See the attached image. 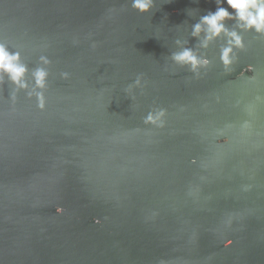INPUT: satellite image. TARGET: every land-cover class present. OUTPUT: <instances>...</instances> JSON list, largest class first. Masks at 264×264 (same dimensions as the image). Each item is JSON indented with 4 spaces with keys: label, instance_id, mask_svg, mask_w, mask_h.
Returning <instances> with one entry per match:
<instances>
[{
    "label": "water",
    "instance_id": "water-1",
    "mask_svg": "<svg viewBox=\"0 0 264 264\" xmlns=\"http://www.w3.org/2000/svg\"><path fill=\"white\" fill-rule=\"evenodd\" d=\"M210 10L0 0V42L29 72L51 61L43 112L0 86V264H264V41L243 34L248 50L224 74V39L203 49L191 36ZM182 47L210 60L199 77L172 61ZM153 107L167 109L164 128L143 124ZM228 213L242 231H224Z\"/></svg>",
    "mask_w": 264,
    "mask_h": 264
},
{
    "label": "clouds",
    "instance_id": "clouds-1",
    "mask_svg": "<svg viewBox=\"0 0 264 264\" xmlns=\"http://www.w3.org/2000/svg\"><path fill=\"white\" fill-rule=\"evenodd\" d=\"M154 7L155 0H131L132 10L140 15L149 14ZM116 11L115 8L108 9L109 17ZM229 24L232 27H229ZM245 33L251 34L258 41H264V0H215V10H210L207 14L201 15L197 22L192 25L191 30L192 38L198 40L199 47L203 49H207L221 38L224 39L219 54V62L224 74L231 73L234 64L238 62L239 55L248 50L243 35ZM74 43L76 42L74 41ZM177 43L179 44V41ZM92 47L95 48L96 44L93 43ZM171 59L176 65L187 67L197 77L201 75V70L207 69L211 63L206 56H201L191 47H182L180 51L172 54ZM50 65L51 61L46 56L41 55L37 66L29 72L20 52L10 51L5 43L0 42V86H3L5 81L11 86L9 99L13 105L17 102L18 95L23 92L28 100L35 99L39 111H45V93L48 90ZM245 71L253 72L254 68L249 65ZM244 72L240 76H243ZM60 79L66 81L70 79V74L61 72ZM133 87L142 89L140 77H137L134 85H129L125 89L126 95L135 103L136 95L132 92ZM141 94H143L142 91ZM167 115V109L153 107L142 117V121L145 127L164 128ZM246 126L247 122L245 123ZM219 135L223 137V132H220ZM222 142L227 144L229 141L227 137H224ZM195 162L193 160V163ZM250 190V185L243 187L245 192ZM64 211L62 207H57L56 214L58 216L63 215ZM242 221L243 216L241 214L228 213L222 221V226L225 232H230L233 230L234 224H240L241 227L238 230L242 231ZM94 222L100 223L98 219ZM221 242L225 249L231 248L234 244V240L227 238L225 234ZM208 260H211V256L208 257ZM158 264H170V262L161 258Z\"/></svg>",
    "mask_w": 264,
    "mask_h": 264
}]
</instances>
